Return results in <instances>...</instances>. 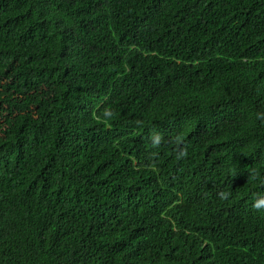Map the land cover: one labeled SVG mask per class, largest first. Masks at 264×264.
<instances>
[{"label":"trees","instance_id":"obj_1","mask_svg":"<svg viewBox=\"0 0 264 264\" xmlns=\"http://www.w3.org/2000/svg\"><path fill=\"white\" fill-rule=\"evenodd\" d=\"M261 198L264 0H0V264H264Z\"/></svg>","mask_w":264,"mask_h":264},{"label":"clouds","instance_id":"obj_2","mask_svg":"<svg viewBox=\"0 0 264 264\" xmlns=\"http://www.w3.org/2000/svg\"><path fill=\"white\" fill-rule=\"evenodd\" d=\"M106 115H111V113H106ZM227 194L226 193H221V196L222 197H224V196H226ZM262 206H264V198H261V199H259L257 202H256V204H255V207L256 208H260V207H262Z\"/></svg>","mask_w":264,"mask_h":264}]
</instances>
